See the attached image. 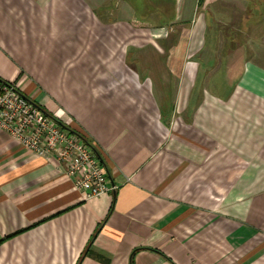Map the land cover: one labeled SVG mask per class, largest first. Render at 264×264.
<instances>
[{"label":"crops","instance_id":"obj_1","mask_svg":"<svg viewBox=\"0 0 264 264\" xmlns=\"http://www.w3.org/2000/svg\"><path fill=\"white\" fill-rule=\"evenodd\" d=\"M235 1L0 0V84L116 188L84 201L0 130V264H264V61L202 11ZM179 16L186 37L157 36Z\"/></svg>","mask_w":264,"mask_h":264},{"label":"built area","instance_id":"obj_2","mask_svg":"<svg viewBox=\"0 0 264 264\" xmlns=\"http://www.w3.org/2000/svg\"><path fill=\"white\" fill-rule=\"evenodd\" d=\"M180 0H177L179 3ZM173 26L162 28L168 36ZM40 109L16 84H0V130L37 157L54 160L84 201L115 191L108 185L107 171L98 155L68 124Z\"/></svg>","mask_w":264,"mask_h":264},{"label":"rangeland","instance_id":"obj_3","mask_svg":"<svg viewBox=\"0 0 264 264\" xmlns=\"http://www.w3.org/2000/svg\"><path fill=\"white\" fill-rule=\"evenodd\" d=\"M174 3L176 7H178L177 0H174ZM249 3V0H237L232 3H218L219 5L207 6L206 9L202 11L204 13L207 12L211 16L210 29L216 28L215 25L236 26L234 31H224L220 32V34H223V38L233 37L252 41L254 43V46H252V54L260 61H264V0H260L259 6H253L261 13L260 18L258 19L259 22L257 21L258 24H256V26L250 25L248 31L243 29L240 31L239 28L245 27L243 21L246 19V13L251 9ZM244 10H246V12H244ZM176 16L178 17V11L176 12ZM180 17L181 16H179V18ZM181 19L182 18L178 19L175 25H173V32L170 33L166 39H179L182 36H187V28L189 26H187L188 24L184 23ZM215 34V32L213 34V32L210 31L209 38H218L219 36H216ZM248 50H250V48H248ZM161 82L162 86L165 85V80H162Z\"/></svg>","mask_w":264,"mask_h":264},{"label":"trees","instance_id":"obj_4","mask_svg":"<svg viewBox=\"0 0 264 264\" xmlns=\"http://www.w3.org/2000/svg\"><path fill=\"white\" fill-rule=\"evenodd\" d=\"M203 2H204V0H200V4L201 5L203 4ZM249 2H250L249 3L250 8H252L253 5H255V4H256V6H259L260 5L259 4L260 3V0H249ZM71 131L74 132V133H76L77 135H79L81 138H83L85 140V142L89 146L92 147V149L95 151V153L98 155V157L100 159L99 152H98L97 148L93 145V143H91V141L83 133H81L80 131H77L76 129H72V128H71ZM100 161H101V159H100Z\"/></svg>","mask_w":264,"mask_h":264},{"label":"water","instance_id":"obj_5","mask_svg":"<svg viewBox=\"0 0 264 264\" xmlns=\"http://www.w3.org/2000/svg\"><path fill=\"white\" fill-rule=\"evenodd\" d=\"M60 125H62V124H60Z\"/></svg>","mask_w":264,"mask_h":264}]
</instances>
